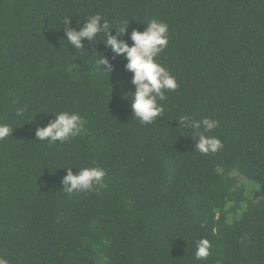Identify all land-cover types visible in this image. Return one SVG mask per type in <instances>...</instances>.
<instances>
[{
    "label": "trees",
    "instance_id": "16d2710c",
    "mask_svg": "<svg viewBox=\"0 0 264 264\" xmlns=\"http://www.w3.org/2000/svg\"><path fill=\"white\" fill-rule=\"evenodd\" d=\"M97 14L127 23L130 46L150 20L168 25L157 60L178 87L153 123L134 119L133 74L103 35L80 50L66 41V18L78 30ZM64 111L81 134L39 142ZM185 115L218 121L204 134L222 147L196 152ZM0 123L13 129L0 141L8 264H264V0H0ZM69 167L102 168L103 186L68 195Z\"/></svg>",
    "mask_w": 264,
    "mask_h": 264
},
{
    "label": "clouds",
    "instance_id": "9594fccd",
    "mask_svg": "<svg viewBox=\"0 0 264 264\" xmlns=\"http://www.w3.org/2000/svg\"><path fill=\"white\" fill-rule=\"evenodd\" d=\"M71 19L64 20V31L66 41L73 46L74 49L80 50L85 48L83 41L87 39L89 42H96L98 35H103L101 41L107 49H110L115 56L123 57L127 63L125 68L132 73L131 83L135 86V91L128 94L131 98V110L134 119H138L142 124H151L161 116L164 109L158 104V100H164L165 91H175L178 87L176 78L163 67L157 60V57L168 46V25L157 19H152L146 23L143 32L133 30L129 43L120 39L122 35L127 34L129 25L121 23L117 29H111L109 22L103 20L101 15L89 17L83 26L78 25V30L70 27ZM115 30L116 35L112 32ZM101 59L96 61L97 67L104 73L114 71L112 63L103 55ZM18 115H23L22 111H18ZM180 127L192 130L195 133L196 141L195 150L201 154L215 153L222 147L221 141L206 132H212L218 127V121L210 118L195 120L187 115L180 117ZM203 128V132L200 129ZM84 130V121L77 113L64 111L55 115V119L46 126L38 127L35 131L36 139L47 141L49 143L65 142L69 138H74L81 134ZM13 129L4 123H0V141L12 135ZM67 176L63 179V192L68 195L74 192H85L93 188L103 186L105 171L100 167H83L79 168L76 174L73 168H65ZM210 244L206 239L197 242L195 258L197 260L205 259L209 255ZM0 264H8V262L0 258Z\"/></svg>",
    "mask_w": 264,
    "mask_h": 264
}]
</instances>
